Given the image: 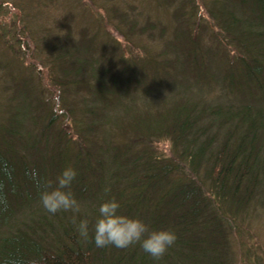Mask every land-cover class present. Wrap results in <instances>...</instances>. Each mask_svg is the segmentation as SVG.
Segmentation results:
<instances>
[{
  "label": "trees",
  "instance_id": "trees-1",
  "mask_svg": "<svg viewBox=\"0 0 264 264\" xmlns=\"http://www.w3.org/2000/svg\"><path fill=\"white\" fill-rule=\"evenodd\" d=\"M26 1L0 0V18L15 9L0 24L11 54L0 58L10 92L0 102V264H234L230 235L264 204V0H211L208 19L197 0H158L172 7L170 37L150 15L140 23L135 0H89L87 20L59 13L51 27ZM10 100L23 111L10 115ZM71 164L84 181L74 197L91 214L54 226L40 195ZM112 199L150 231L176 234L161 259L139 243L95 246L98 208Z\"/></svg>",
  "mask_w": 264,
  "mask_h": 264
},
{
  "label": "rangeland",
  "instance_id": "rangeland-1",
  "mask_svg": "<svg viewBox=\"0 0 264 264\" xmlns=\"http://www.w3.org/2000/svg\"><path fill=\"white\" fill-rule=\"evenodd\" d=\"M61 1V0H60ZM65 1V0H64ZM74 2L67 3L68 5H72L71 7L67 6L63 2L54 6L53 4L50 6L46 5H39L36 0L34 1H26L25 7L29 11V13L36 19L38 22V26H52V18L59 14L64 13L67 15L70 19L74 20L76 24H79L82 21L87 20V15L84 13L83 9L86 4L90 5L89 0H82V3H77L75 0H72ZM102 2V0H99ZM127 1L133 2L132 0H120V3L122 6L127 5ZM211 0H197L202 15L208 19L207 15V7L205 4H209ZM139 4V7L142 11V15L140 18V23H144L145 17L147 15H150L153 19L157 21H161L168 25L169 28V34L168 37L171 36V27H172V7L166 8L159 4L158 0H135ZM10 16H7L6 18H0V24L4 23L6 21H9L11 18V15L15 13V9L10 8ZM114 35L122 41L124 45H128L129 49L131 47L130 44L125 42L122 36H120L117 32H114ZM209 33L205 34V38L207 43H210L209 40ZM31 48H34V43L32 40H28ZM149 43V42H148ZM158 48L159 45L161 46L162 41L153 42ZM150 44V43H149ZM151 45V44H150ZM152 46V45H151ZM153 47V46H152ZM132 48V47H131ZM6 44L3 41H0V58H7L11 56V54L6 50ZM136 50V49H135ZM8 52V53H7ZM12 71H19V68L14 65L11 67ZM9 79L7 76V73L0 69V102L4 103L5 99L7 98V94L10 95V92L5 91L3 81ZM20 83V82H18ZM21 86L18 87L20 89ZM216 92L212 93L213 96L217 95L218 90H214ZM7 93V94H6ZM52 93V92H50ZM53 95V93H52ZM52 103H56L55 96H52ZM19 102H16L15 100H10L9 104V110L10 115H15L16 112H22L23 107L21 106ZM10 117V116H9ZM139 117V116H138ZM137 117V118H138ZM170 142L166 140H162L157 143V148L160 153L164 154H170ZM74 168L75 170L78 169V167H75L73 164L65 166L64 168ZM84 181H80V175L77 174L75 180L73 181L71 188L69 189L74 196H76V193L78 192L76 188L80 189V187L83 185ZM75 198V197H74ZM80 206V212H83L86 215H90V209L85 204H82L79 202ZM87 212V213H86ZM22 213H26V210H23ZM30 213V211H29ZM74 213L72 211H60L53 214L48 213L47 217L51 219V221L54 223V226H57L59 224V218H62V220L66 222H73V215ZM77 214V213H75ZM144 214V212H135L133 210L132 216ZM38 215H40L38 213ZM77 220V215H75ZM248 218L245 220H242V222H239L240 228L237 234L230 235V250L232 253V256L234 258V264H264V204L258 202L252 208L247 215ZM86 220V219H83ZM147 225V220H142Z\"/></svg>",
  "mask_w": 264,
  "mask_h": 264
},
{
  "label": "clouds",
  "instance_id": "clouds-1",
  "mask_svg": "<svg viewBox=\"0 0 264 264\" xmlns=\"http://www.w3.org/2000/svg\"><path fill=\"white\" fill-rule=\"evenodd\" d=\"M77 176L74 168H65L59 175L55 187L48 185V189L41 193L42 207L49 213L55 214L60 211L80 212V206L73 197L71 185ZM109 189H105L108 191ZM119 202L115 199L104 201L98 208L99 218L94 225V244L97 248L109 245L117 248H127L139 243L145 253L154 260L161 259L174 245L177 236L171 230H149L142 220L119 214ZM73 224L76 217L73 216ZM79 235L83 238L89 236L87 220H81L78 224Z\"/></svg>",
  "mask_w": 264,
  "mask_h": 264
}]
</instances>
